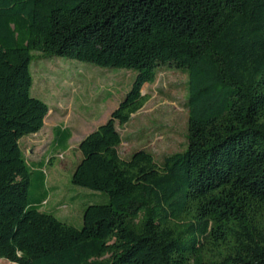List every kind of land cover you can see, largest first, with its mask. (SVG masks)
Returning <instances> with one entry per match:
<instances>
[{
  "label": "trees",
  "instance_id": "1",
  "mask_svg": "<svg viewBox=\"0 0 264 264\" xmlns=\"http://www.w3.org/2000/svg\"><path fill=\"white\" fill-rule=\"evenodd\" d=\"M33 53L136 73L78 145L71 184L108 198L81 229L31 200L45 173L19 144L49 112L30 96ZM165 67L187 77V147L160 164L143 150L121 159L116 126ZM70 138L55 128L52 151ZM0 260L264 264V0H0Z\"/></svg>",
  "mask_w": 264,
  "mask_h": 264
},
{
  "label": "rangeland",
  "instance_id": "2",
  "mask_svg": "<svg viewBox=\"0 0 264 264\" xmlns=\"http://www.w3.org/2000/svg\"><path fill=\"white\" fill-rule=\"evenodd\" d=\"M32 55L30 96L44 102L49 112L42 130L22 138L19 145L28 163L43 161L49 179L63 194L75 198L74 208L64 204L62 221L81 229L83 210L90 205H103L108 198L71 184L70 170L80 154L78 143L109 119L131 90L136 73L61 57ZM141 94L150 98L143 109L127 125L116 126L122 139L118 154L127 160L143 150L160 164L165 157L182 153L187 147V77L180 71L160 68L154 83L143 85ZM56 127L68 128L73 135L64 154L51 150L52 130ZM0 264L12 263L0 260Z\"/></svg>",
  "mask_w": 264,
  "mask_h": 264
},
{
  "label": "crops",
  "instance_id": "3",
  "mask_svg": "<svg viewBox=\"0 0 264 264\" xmlns=\"http://www.w3.org/2000/svg\"><path fill=\"white\" fill-rule=\"evenodd\" d=\"M56 128H58V127H56ZM54 129L55 128H53V130ZM64 129H68V128H64ZM53 130H52V141H53ZM68 130H70V129H68ZM70 133H71V131H70ZM72 137H73V135L71 133V138ZM71 138H70V140H71ZM52 141H51V150H53L52 149ZM69 141H68V144H67L68 145V148H67L66 151H63V152L59 151V152H56V153H61V154L62 153L63 154L66 153L69 150ZM81 141H82V139L80 140V142ZM79 143H78V145H79ZM78 156H79L78 160L73 164V166H72V168L70 170L71 171V174H72V172L74 170V167H75L76 163L80 159V154ZM28 164L30 165V167L32 169V172L34 173L33 174V177L34 178H36L38 176V173H40V172L41 173H45V167L46 166H45V163H43V161H39L37 163L29 162ZM41 165H42V169L40 170L39 167ZM51 181H52V178L49 179V177L45 173V180H44L43 185H42V193H41V196L40 197H38V195L37 196H32L31 197V200L32 201H36V200H38L39 198L42 197V199H43L42 205L43 206L41 207V211L51 212L58 219H60L62 221V220H64V215H65L64 214V207H65L64 204H68V207L74 208V202H75L74 199L75 198L74 197H69V196H66L65 194H63V192H61L59 190V188L55 185V183L53 181L52 182ZM50 200H53V202H51ZM73 211H74V209H72V213L75 214V212H73Z\"/></svg>",
  "mask_w": 264,
  "mask_h": 264
}]
</instances>
